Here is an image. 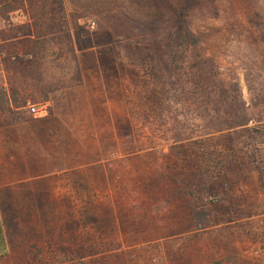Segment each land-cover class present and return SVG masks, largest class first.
<instances>
[{
  "label": "rangeland",
  "instance_id": "1",
  "mask_svg": "<svg viewBox=\"0 0 264 264\" xmlns=\"http://www.w3.org/2000/svg\"><path fill=\"white\" fill-rule=\"evenodd\" d=\"M169 2L184 5L224 77L238 78L255 120L186 144L159 170L154 79L120 68L109 47L78 53L76 69L65 35L74 6L85 39L116 27L141 38ZM0 55V90L8 82L24 107L0 98V125L30 124L28 105L46 104L36 146L54 167L35 192L4 198L0 264H54L60 247L73 264H264V0H0ZM198 184L205 206L189 193Z\"/></svg>",
  "mask_w": 264,
  "mask_h": 264
},
{
  "label": "trees",
  "instance_id": "2",
  "mask_svg": "<svg viewBox=\"0 0 264 264\" xmlns=\"http://www.w3.org/2000/svg\"><path fill=\"white\" fill-rule=\"evenodd\" d=\"M178 3L167 4V18L156 23H145V27L149 26L150 30L146 27L148 35L141 38L124 36L116 27L114 31L95 29L97 34L85 39L82 35L83 26L78 20V10L72 6L73 34L68 32L65 35L76 69H79L78 53L109 47L120 68L123 64L125 68L131 65L139 71H147L148 76L154 79L155 87L148 105L156 122L164 130L161 133L164 145L159 147L165 150L159 170L164 168L168 157L181 156L186 151V144L199 138L248 127L255 120L243 99L238 78L224 77L218 60L208 53L201 34L193 31L184 5ZM61 8L64 9L62 5ZM13 91L14 95H19L18 91ZM0 98L9 103L8 92L3 87ZM43 98L47 100V96ZM149 150H153V147H149ZM208 190L206 185L198 184L189 193L197 204V199L204 200L205 206L208 197L205 200L202 196ZM60 249L59 259L54 264H73L78 258L71 248Z\"/></svg>",
  "mask_w": 264,
  "mask_h": 264
},
{
  "label": "crops",
  "instance_id": "3",
  "mask_svg": "<svg viewBox=\"0 0 264 264\" xmlns=\"http://www.w3.org/2000/svg\"><path fill=\"white\" fill-rule=\"evenodd\" d=\"M2 71L1 65L0 73ZM7 83H3L2 86L6 87ZM8 96L10 109L17 112L24 109V107H14L12 98L10 95ZM48 113L42 115L47 116ZM42 115L35 117L33 121H30V124L15 121L11 124L0 125V260L9 253V242L2 218L5 206L4 198H14V195L19 193L23 187L27 191L35 192L38 185L42 186L41 183L49 181L54 175L53 165L44 163L42 155L37 152L41 148L39 149V146L37 148L36 145H40L41 138L44 137L43 128L36 125L40 123ZM30 142L32 144L29 146Z\"/></svg>",
  "mask_w": 264,
  "mask_h": 264
},
{
  "label": "built area",
  "instance_id": "4",
  "mask_svg": "<svg viewBox=\"0 0 264 264\" xmlns=\"http://www.w3.org/2000/svg\"><path fill=\"white\" fill-rule=\"evenodd\" d=\"M28 109L34 117H38L48 111L46 104H29Z\"/></svg>",
  "mask_w": 264,
  "mask_h": 264
}]
</instances>
